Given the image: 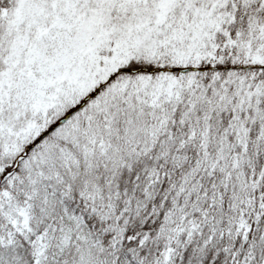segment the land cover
Wrapping results in <instances>:
<instances>
[{
	"label": "snow or ice",
	"instance_id": "obj_1",
	"mask_svg": "<svg viewBox=\"0 0 264 264\" xmlns=\"http://www.w3.org/2000/svg\"><path fill=\"white\" fill-rule=\"evenodd\" d=\"M0 264H264V0H0Z\"/></svg>",
	"mask_w": 264,
	"mask_h": 264
}]
</instances>
